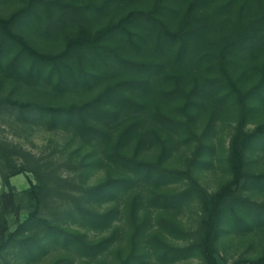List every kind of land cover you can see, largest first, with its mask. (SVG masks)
Wrapping results in <instances>:
<instances>
[{
  "label": "trees",
  "instance_id": "obj_1",
  "mask_svg": "<svg viewBox=\"0 0 264 264\" xmlns=\"http://www.w3.org/2000/svg\"><path fill=\"white\" fill-rule=\"evenodd\" d=\"M18 1L10 15L0 16V63L57 93L88 96L56 107L8 99L0 110L18 113L24 122L72 127L96 154L76 161L78 176L71 180L43 165L18 167L17 152L0 143V171H6L8 188L0 196V251L37 256L60 246L65 256L55 264L76 255L98 260L111 250L114 264H171L191 257L227 264L216 250L221 234L264 225V205L244 195L249 189L264 191V173L251 172L249 165L250 153L264 151V124L245 131L264 102V0ZM27 31L60 42V50L41 52L23 34ZM245 75L256 79L249 88L242 82ZM212 100L235 109L237 126L226 158L231 179L209 194L194 173L211 164L213 116L200 135L195 126L199 110ZM173 137L197 145L184 169L165 166ZM149 142L161 149L155 160L144 157ZM103 161L121 176L85 185L83 179ZM23 171L35 174L37 183L20 194L9 179ZM178 183L184 184L180 191L164 190ZM128 193L122 227L89 241L80 229L108 231L118 214V207L100 214L94 206ZM25 197L28 218L10 233L7 217L19 219ZM189 202L201 209L195 231L161 215L152 225L150 209L166 211ZM166 236L186 245H171ZM233 264H264V254Z\"/></svg>",
  "mask_w": 264,
  "mask_h": 264
},
{
  "label": "rangeland",
  "instance_id": "obj_2",
  "mask_svg": "<svg viewBox=\"0 0 264 264\" xmlns=\"http://www.w3.org/2000/svg\"><path fill=\"white\" fill-rule=\"evenodd\" d=\"M18 3V0H0V16L7 17L10 15L18 7ZM23 34L41 52L57 53L61 48L60 42L39 37L33 31H27ZM263 62L264 55L260 60L261 64ZM255 80L254 76L245 75L242 82L245 88H249L255 83ZM87 96L88 93L81 91H71L63 94L57 93L40 82L10 71L5 62L0 63V102L11 99L23 103H36L56 107L79 103L84 101ZM210 116H213L210 144L214 148L208 158L211 160V164H208L207 167L198 168L194 176L209 194H214L231 179L226 158L230 140L237 126V115L235 109L227 104L219 103L216 100L207 102L199 110L197 116L195 128L198 135L205 130ZM262 124H264V102L250 115L245 126V131H253ZM0 143L17 152L16 156L13 157V161L18 167H26V169L30 170V168L35 169L43 165L48 167L50 171H53L55 175L63 178L69 177L71 180L78 176L76 161L87 157L91 152L96 154V150L91 145L85 143L84 146V142L75 135L72 127L50 128L47 122H37L35 119L24 122L18 116V113L14 114L6 110H0ZM170 144V152L165 166L170 169H184L195 158L197 145L194 143L182 145L175 137L170 141ZM160 152L161 149L156 144L149 142L144 146V157L147 159H157ZM249 165L251 172L255 174L264 173V151L258 150L250 153ZM5 176L6 171H0V196L8 192V188L4 184ZM120 176V170L109 166L103 161L94 166L83 180L85 181V185L94 186L102 183L108 177ZM9 182L15 191L21 194L28 190L31 185L36 184L37 178L35 174L23 171L22 174L11 177ZM69 187L64 189L70 191ZM183 188L184 184L178 183L170 185L164 188V190L177 192ZM140 193L143 196L145 195V191ZM244 195L252 202L264 205V191L249 189L244 192ZM130 197L131 194L128 193L122 197L120 196L115 203H103L94 206L93 211L100 214L118 207V214L115 216L114 222L108 231L89 227L80 229L81 233H84L89 241H98L109 236L112 228L122 227V224H124L123 213ZM143 201L144 207L149 208L145 198ZM23 204L25 208L20 213L18 220L14 215L7 217L10 233L16 232L19 225L24 223L28 218L30 209L28 208L29 201L26 197ZM150 211L153 216V226L156 225L155 219L161 215L173 221L182 229L193 232L197 229L201 209L198 203L189 202L177 209L166 211L150 209ZM75 228V225H71V229ZM166 237V240L171 245L178 247L186 245V241L184 240ZM120 241L116 242V244H119ZM216 248L219 257L227 264H233L238 260L258 258L264 254V225L254 226L250 231L232 228L231 230H226V232L221 234ZM111 251L98 260L76 255L75 257H71L65 264H114L113 261L116 257L115 253ZM63 256L65 255L60 246L48 247L46 252L37 256H29L25 252L20 253L17 250L8 249L0 251V264H55ZM151 264L158 263L152 261ZM171 264H204V262L197 257H191Z\"/></svg>",
  "mask_w": 264,
  "mask_h": 264
}]
</instances>
